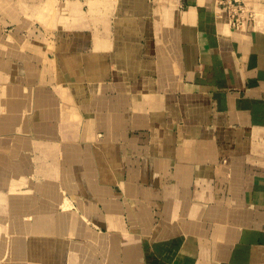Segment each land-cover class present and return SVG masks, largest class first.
<instances>
[{
	"label": "crops",
	"instance_id": "crops-1",
	"mask_svg": "<svg viewBox=\"0 0 264 264\" xmlns=\"http://www.w3.org/2000/svg\"><path fill=\"white\" fill-rule=\"evenodd\" d=\"M248 3L0 0V264H264Z\"/></svg>",
	"mask_w": 264,
	"mask_h": 264
},
{
	"label": "built area",
	"instance_id": "built-area-1",
	"mask_svg": "<svg viewBox=\"0 0 264 264\" xmlns=\"http://www.w3.org/2000/svg\"><path fill=\"white\" fill-rule=\"evenodd\" d=\"M220 7L224 9L229 23L235 28H246L252 9L245 0H217Z\"/></svg>",
	"mask_w": 264,
	"mask_h": 264
},
{
	"label": "rangeland",
	"instance_id": "rangeland-1",
	"mask_svg": "<svg viewBox=\"0 0 264 264\" xmlns=\"http://www.w3.org/2000/svg\"><path fill=\"white\" fill-rule=\"evenodd\" d=\"M245 1H248V0H245ZM250 4V3H249ZM31 233H32V231H31Z\"/></svg>",
	"mask_w": 264,
	"mask_h": 264
}]
</instances>
